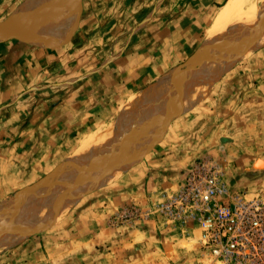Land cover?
<instances>
[{
    "label": "crops",
    "instance_id": "0c3cea01",
    "mask_svg": "<svg viewBox=\"0 0 264 264\" xmlns=\"http://www.w3.org/2000/svg\"><path fill=\"white\" fill-rule=\"evenodd\" d=\"M24 1L0 0V9L15 10ZM226 1L80 0L72 34L52 47L2 41L0 200L40 184L49 174L72 164L67 165L71 159L75 164L80 162L73 158L75 153L78 157L81 144L100 127L121 118L134 94L158 83L194 57ZM253 87L251 131L264 123V83ZM148 105L152 106L151 101L134 113L129 111L128 116L125 112L116 126L122 125L121 128H113L114 136H109L125 138V166L129 165L126 171L140 169L142 165L141 169L153 170L149 173L154 179L147 186L160 192L161 188L178 185H166L155 174L164 167L165 160L155 159L157 156L147 160L146 152L138 147L131 153L127 151L131 138H150L154 127L161 128L162 120L146 115L144 107ZM173 120L168 121L170 125ZM157 136L164 137L162 133ZM111 153L112 147L106 150L107 157ZM182 156L175 154V165L196 159L193 156L186 162ZM119 200L135 201L129 192L111 202ZM127 230L92 226L86 228L85 237L78 238L75 229L74 243L69 241L74 247L80 244L81 248L84 243L89 250L104 248L109 264H139L140 245L126 237Z\"/></svg>",
    "mask_w": 264,
    "mask_h": 264
},
{
    "label": "rangeland",
    "instance_id": "374dc122",
    "mask_svg": "<svg viewBox=\"0 0 264 264\" xmlns=\"http://www.w3.org/2000/svg\"><path fill=\"white\" fill-rule=\"evenodd\" d=\"M13 12L14 10L1 8L0 20L11 13L13 14ZM215 13L216 10L213 14ZM213 14L210 15L209 21H211ZM259 25H256L255 29ZM10 41L13 43L18 42L17 39H11L8 42ZM38 46L52 47V44H39ZM222 46H225V44L216 43L211 47L213 50H217ZM248 54L231 69L215 79L217 81H213L208 94L194 106H189V103L183 99L184 95L181 97L178 88L175 89L178 83V77L176 76L179 73L182 74L191 63L200 61L198 58L203 56V51L199 52L195 58H191L179 70L167 74L168 76L172 74L170 77L174 79L170 89L172 95H168L170 105L164 106L162 111L166 110L165 108H171L172 112L162 118L167 117L166 119L174 120L171 125L168 122L166 125L160 124L159 127L161 128L154 127L151 130L152 132L155 130L153 136L146 138V141L144 138H139V140L137 137L131 138L133 142L130 140L131 144L129 143L130 146L127 151L131 153L138 147L146 152L147 160L154 156H157L155 158L157 160L162 157L166 164H164V167L162 166V169L159 167L158 169H161V171H156L155 174L160 176L159 179L161 182L164 181V184L176 185L178 183L177 187L161 188L160 192L158 190L152 191L153 189L149 190L147 184L153 178V174L150 175L149 171L153 172V170L141 169L144 168L142 165L140 169L131 171H126V169L115 181L106 185L95 188L79 187L80 189L73 194L71 193L73 188H68L70 190L67 189L66 193H71V197L69 196V202L65 203L66 207L64 203H62L63 205L58 203L54 206V197L51 195H57L61 190H56L59 186L56 187L58 179H55L58 172H54L51 176L49 174L40 184H35L28 190L2 196L0 200V217L10 216L17 209H19L17 210L18 213L23 211L22 215L32 212V208L33 211L43 208L44 211L48 209L52 212H59L46 226L30 232L10 247L0 248V264H109L108 259L104 256V248L97 247L89 250L87 244L84 243L81 244V248L78 247L80 244L73 246V238L75 239L76 236L78 238L85 237L86 228L92 226L99 228L103 226L106 229H128L125 232L126 237L138 241L137 244L140 245L138 252L140 254L139 264H218L211 254V250L202 243L201 238L204 232L200 224L180 226L177 223L168 222L159 212V205L163 202L165 195L174 194L179 189L184 174L192 163L205 157L212 159L221 167L222 179L229 197L238 196L245 203L264 198V123L260 122L258 124V130L251 131L249 129L252 120L250 113L255 106V102L252 101V89L255 84L264 83V41L257 48L252 47ZM174 95L176 96L175 99ZM181 103L183 104L181 105ZM125 110L127 111L124 108L123 114H125ZM147 110L149 109L147 108ZM151 110L149 117L156 120L162 119H158V113L161 109L156 115L153 113V107H151ZM118 120L107 123L95 133H103L108 126L116 128ZM145 126L153 127L149 124H145ZM167 126L169 127L168 130H166ZM160 133L164 137L158 138L157 135H160ZM110 139L105 142L101 140L100 143L93 144L95 147L91 146L92 148H89L85 155L90 159V163L73 169L67 167L64 171L68 169L69 171L66 172H72L70 174H73L86 172L91 168L90 175L93 177L107 166L113 168L115 161L120 157V153H125L123 152V150L125 151V138L111 139V141ZM147 141L149 144H146ZM98 143L102 147L98 146ZM110 147H112L113 153L110 154L112 158L110 157L111 161L107 164L103 155L107 156L106 150ZM122 148L123 150H121ZM148 150L151 152L147 153ZM102 151H104V154L101 155ZM97 153L100 155H96ZM175 154L183 155L182 158H185L186 162L188 158H194L193 156L196 159L191 163H184L185 165L183 163L175 165L177 161L174 157ZM113 158L115 161L112 160ZM96 159L100 161L95 162ZM83 167H86L87 170ZM95 169L100 170L96 171ZM88 178L87 175V180L83 184L88 181ZM37 187H39V190H37ZM125 192L131 193V198L132 200L134 198L135 201L132 203L130 201L122 203L120 200L115 203L111 202L115 198L125 196ZM34 194L40 197H34ZM44 195L46 196L43 198ZM150 195H153V197ZM74 197H76L75 201ZM229 197L221 198L222 202L229 205ZM21 201L23 202L21 203ZM36 201L44 205L35 204ZM19 204H21L20 208ZM50 204L52 205L50 206ZM58 206H61L62 210ZM64 207L65 209H63ZM23 208L24 210H22ZM127 210L128 212L132 211L134 214L130 219L125 218ZM258 213V219H261L259 222L264 226V207ZM4 225L0 226V233L3 232L2 230H5L4 232L8 231L9 224ZM69 229L71 230L70 233H68ZM75 229L77 230L76 236L73 234ZM69 239L73 243H70ZM263 239V237L258 236L249 238L251 244L255 245L256 248L252 249L250 245L249 249H246L248 254L247 264H264V248H260V245L264 244ZM246 244L249 243L246 242Z\"/></svg>",
    "mask_w": 264,
    "mask_h": 264
},
{
    "label": "bare ground",
    "instance_id": "6f19581e",
    "mask_svg": "<svg viewBox=\"0 0 264 264\" xmlns=\"http://www.w3.org/2000/svg\"><path fill=\"white\" fill-rule=\"evenodd\" d=\"M44 8L49 9V11L47 10L48 13L45 15L43 13H46L47 11H44L45 10ZM62 9H66L64 12H62L63 13L62 15H56L58 17L53 16L54 12H58L59 10L61 11ZM27 13L31 15L33 18L30 24H27L25 28L21 29L20 31L16 33L8 34V33H4L3 31H0V42L11 40V39H17L24 43L39 45V44H56L57 42L63 41L64 39L68 38L72 34L75 28V24L77 22L78 14H79V2L74 4L73 0H25L20 5V7L10 16L9 23H12V24L15 23L17 20L14 21V19L20 17L21 15L27 14ZM258 24L260 25L258 26V28L255 29V26ZM29 32H32V33H29ZM24 34H27V35H24ZM205 39H206L204 43L205 47L210 46V45H215L216 43H219L220 45L225 44V46L220 47L214 52L203 51V56L201 58H198L200 61L191 63L190 66L187 67L184 70V72H182V74L181 73L177 74L176 77H178V81H177L178 83L177 85L175 84L176 85L175 89L178 88V91H180L181 97L184 95L183 99H185V102L187 101L189 103V106H194L195 104L200 102L210 91L213 81L219 78V76H221L223 73L231 69L237 62H239L244 57L249 55L248 53L250 52L252 47L257 48L260 45H262L264 41V0H258L255 2L251 0H228L226 4L224 5V7L220 10L218 15L216 16L213 24L208 30V34ZM168 75L167 76L165 75V77H163L158 83L156 82L155 84L149 86L143 91L141 92L138 91L139 93L134 94V96L128 101L127 106L125 107L127 109L126 116L130 114L129 111H131L132 113L133 111L136 112L140 110L141 108L139 107H143L142 106L143 103H146L148 101H151L152 103L151 107H153L154 109L153 110L154 115H156L161 109L160 112L158 113V119H161L163 116H165L164 115L165 112L167 110L169 111V109L165 108L166 110L162 111V108L164 106L170 105V103H168L169 98H170L168 97V95L169 96L172 95L170 92V89L172 85L171 83L174 80L170 77L172 74L170 76ZM175 97L176 96L174 95V99ZM182 104L183 103H181V105ZM149 105L151 104L149 103ZM149 105L144 107V108H148L149 110H146V112L143 110V113L141 114H144L145 112L146 115L149 116V112L151 110V107ZM168 111L166 114H168ZM123 116H125V114H123ZM140 117L145 120L144 117L142 116ZM120 120L121 119L117 121L116 126ZM113 128H114L113 126H108L104 130L103 133L96 134L94 132L91 136H89L84 141V143L81 144L82 147H80L81 149L79 150V155L77 158L75 157V155L77 154L76 153L74 154L73 159H75L76 162L77 161H80V162H77V164H75L74 160L71 161L72 160L71 159L67 163L68 165L70 162H73L72 164L71 163L69 164L68 167H71L69 169H73L78 166H83V165L90 163L91 162L90 159L87 158L85 155L86 152L89 150L91 146L92 147L94 146L93 144L99 141L101 142V140L105 142L107 139H109L111 136V135L109 136V134L113 132L112 130ZM119 128L121 127L119 126ZM119 128L116 127V129H119ZM111 134L113 135V133ZM145 141H146V138H145ZM131 142H133V140H131ZM99 143L97 144L98 146L100 145ZM146 144H149L148 141ZM121 150H123V148ZM102 152L103 153H100L101 155L104 154V151ZM123 152L125 151L123 150ZM98 153L96 155H100ZM90 154L92 157L91 152ZM111 156L112 155L107 157L103 155V157H105L106 159L105 162H107V164H109V162L111 161L110 160ZM112 160L115 161L114 158ZM97 161H100V160L96 159L95 162ZM126 162L127 160L125 157V153L121 152L120 157L119 159L115 161L113 168H108V166L106 165L107 168L105 167L103 171H100V173L99 172L96 173V175L93 177L90 175L92 171L91 168L90 170L86 172H84L80 168L83 171V172L81 171L82 173L70 174L72 172L67 173L69 171L68 169H67L68 171L66 170L67 172L64 170L58 173L56 172L57 175L55 179H58L57 181L58 183L56 187L59 185L56 190L58 191V189H60L61 191L58 194L56 193L57 195H54V194L51 195L54 197V203H53L54 206L55 204H58V203L65 204L66 202H69V199H68L69 196L71 197V193L72 194L76 193L80 189L79 187L95 188V187L106 185V184H109L115 181L122 174V172L128 168L129 165L125 166ZM85 170H87V168ZM87 175L89 176L88 181L85 184H83L87 180ZM38 188L39 187H37V190H39ZM68 188H73L71 193H66V191L70 190ZM32 192L34 193V191ZM35 196L38 197L39 195L34 194V197ZM45 196L46 195H44L43 198ZM30 198L33 200L32 197ZM75 198L76 197H74V201H75ZM37 201L35 202V204L37 203ZM22 202L23 201H21V203ZM37 204H40V203H37ZM43 205L40 204V206H43ZM51 205L52 204H50V206ZM20 206L21 204H19V208ZM65 207H66V204H65ZM65 207L63 209H65ZM24 208L22 210H24ZM60 209L62 210V208ZM17 210H15L16 212H12L13 214H10V216L0 217V226H3L5 223L9 224V229L7 228L8 231L4 232L5 230L1 229L3 232L0 233V248L10 247L14 245L15 243H17L20 239H22L25 235L29 234L30 232H33L36 229L46 226L50 221L53 220L55 216L58 215L57 212H59V211L52 212L51 210H48V209H45L44 211L43 208L41 210L37 209L33 211V208H32V212H29V214H25V215H22L23 213L22 210H21L22 213L19 211L21 213L20 215V213H18Z\"/></svg>",
    "mask_w": 264,
    "mask_h": 264
},
{
    "label": "built area",
    "instance_id": "2783aa9c",
    "mask_svg": "<svg viewBox=\"0 0 264 264\" xmlns=\"http://www.w3.org/2000/svg\"><path fill=\"white\" fill-rule=\"evenodd\" d=\"M223 197L229 195L221 167L205 157L193 162L186 170L183 182L174 194L164 196L159 212L166 221L180 226L200 224L204 232L202 243L211 250L218 264H247L246 249L250 245L252 249L256 248L249 238H264V226L258 219L264 198L245 203L233 196L229 197L228 205L222 202ZM132 216V211L125 212V218ZM260 248H264V244Z\"/></svg>",
    "mask_w": 264,
    "mask_h": 264
},
{
    "label": "water",
    "instance_id": "95a60500",
    "mask_svg": "<svg viewBox=\"0 0 264 264\" xmlns=\"http://www.w3.org/2000/svg\"><path fill=\"white\" fill-rule=\"evenodd\" d=\"M79 1H80V0H73L74 4L77 3V2H79ZM17 9H18V8H17ZM17 9H15L14 12H15ZM44 9H45L44 11H47V10L49 11L48 8H44ZM66 9H67V7H66ZM66 9H62L61 11L59 10L58 12H54V15H53V16H56V15H62V14H63L62 12H64ZM48 11H47L46 13H43V14H44V15L47 14ZM14 12H13V13H14ZM11 15H12V13L9 14V15H7L6 17H4V18H2V19L0 20V31H3L4 33H8V34L16 33V32H18V31H20L21 29L25 28V27L27 26V24H30L31 20H33L32 16L29 15V14L27 13V14L21 15L20 17L14 19V21H15V20H17V21H16L15 23L12 24V23H9V18H10ZM56 17H58V16H56ZM211 46H212V45H210V46H206V47H205L204 44H203V45L197 50V52H196L194 58L197 56V54H199V52L201 53L202 51H205V50L212 51V52L216 51V50H213ZM166 118H167V117H165V118L161 121V124H165V125H166V124L168 123L169 118H168V119H166ZM163 127H164V125H163Z\"/></svg>",
    "mask_w": 264,
    "mask_h": 264
}]
</instances>
